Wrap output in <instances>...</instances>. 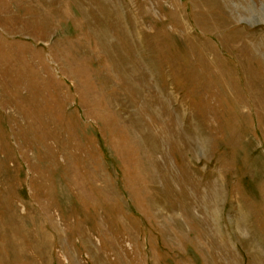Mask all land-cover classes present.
I'll list each match as a JSON object with an SVG mask.
<instances>
[{
	"label": "rangeland",
	"instance_id": "obj_1",
	"mask_svg": "<svg viewBox=\"0 0 264 264\" xmlns=\"http://www.w3.org/2000/svg\"><path fill=\"white\" fill-rule=\"evenodd\" d=\"M0 264H264V0H0Z\"/></svg>",
	"mask_w": 264,
	"mask_h": 264
}]
</instances>
